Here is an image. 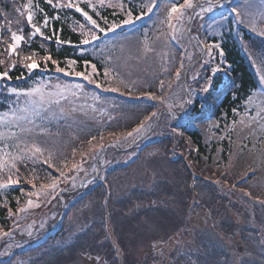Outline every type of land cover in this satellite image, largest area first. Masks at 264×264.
Returning <instances> with one entry per match:
<instances>
[{
  "label": "trees",
  "instance_id": "trees-1",
  "mask_svg": "<svg viewBox=\"0 0 264 264\" xmlns=\"http://www.w3.org/2000/svg\"><path fill=\"white\" fill-rule=\"evenodd\" d=\"M173 1L176 4L184 2V0ZM241 3H244V0L221 1V3L215 5V7H220L210 15V22L205 24L203 31L200 26L198 29L199 36L204 39L206 47L201 59L194 62L191 66V68L197 67L196 73L197 71L200 73L186 87L189 99L192 101V103L187 104V114L177 124L172 123L175 117L171 116L170 119H167L169 120L167 121V126H169L168 131L166 130L167 134L155 135V133L151 134V132L146 133V138L139 140V142L144 141V147L136 155L143 156L146 154L145 151L150 150L154 146L162 155L158 162L162 166L166 163L168 164L169 147L173 145L172 141L175 142L178 149H181V146L185 144L184 133L188 134L190 142L199 146L198 151L195 152L194 160L190 156L189 158L194 162L195 170L198 169L205 180L208 178L211 181L209 182L210 191L206 194L207 199L205 201L200 199L198 204L205 203L203 205L205 211L201 212L206 213L203 218L206 221L202 220L203 223L198 222L196 225L198 229L209 231L208 233L211 235L208 251L206 250L207 255L212 254L215 258L217 257L218 261H215L220 264H264V255L258 257L254 255L250 248L249 251L251 253L245 251V249L243 252H228L229 248L227 249L224 245V239L222 235L220 236L221 230L219 228L221 226L224 227L223 229L227 228L231 237L236 236L239 220L233 218L231 214L235 215L236 218H241L242 214L247 213L249 215V212L243 202L238 201V194H234L235 197H232L230 192L229 194L227 192H218V186L213 182L216 176L215 173L220 170H223L224 175L219 183L223 184L224 180L236 177V174L229 170V165L218 167L220 160L213 159V156L219 149L221 158L228 159L229 156H232L235 159L238 148L244 149L247 147L243 138L238 141L231 138L233 135L227 126L235 122L238 113L244 109L243 105L260 89L261 80L259 73L255 70V64L252 63L254 58L258 60L261 68L264 69V36L260 35V31L264 30V23L260 22L261 17L254 15V12L259 8L264 10V0H249L248 6L244 7L242 20L237 19L236 14L231 11L232 8L240 10L238 6ZM71 4L78 5L86 11L89 16L96 20L99 27L92 25L82 12L77 11L76 7L69 6V0H52V3H49L48 0H0V61H2L0 63V73L7 71L8 76L11 77L10 79L0 78V114L9 112L10 109L21 107L24 104V96L17 97L9 89L27 90L39 87L44 93L43 105L41 106L40 103L36 105V115L33 117L34 124L24 125L25 128L30 130L19 133L18 129L12 128V131L18 133V139L9 137L5 141L0 142V154L3 152L16 154L18 149L15 145L19 143L18 140L22 143H19L21 148L32 140L28 141L29 135L32 132L37 133L39 128L42 133L35 138L62 133L72 135L82 127L83 121L88 117L94 115L105 117L109 115L107 109L109 103L105 99L100 102L102 100L101 97L112 98V100L118 99L116 90H113L116 87H109L108 79L111 75L106 76L105 71L108 64L111 61H115L113 56L118 58L122 56L118 55L120 50L116 51V55H113L115 54L114 52L105 50L103 43L111 36L112 38L126 37L127 34H131L134 31L137 32L139 29L141 30L139 34H143L146 29H150L147 27V22L152 12L149 13L147 8L153 4V1L71 0ZM25 5H28V7L25 8ZM29 11L33 13L31 23L27 20ZM128 11L133 13L131 17L133 22L123 24L122 22L129 18L127 15ZM141 12L144 15L136 19ZM250 21H254L255 27ZM32 24H36L43 35L36 33ZM113 24L120 25V27L111 30ZM101 28L105 29V31H100ZM12 32L24 37L17 47L16 54H9L7 50L8 44L11 43ZM89 33L94 34L96 39H92V35ZM84 39H88L90 42L83 44L81 41ZM189 39L191 40V37ZM195 43L200 47L198 40H195ZM216 44H219L220 47L216 48ZM209 49L211 50L209 51ZM169 54L177 55L171 44H169L167 51H164L165 56H169ZM26 56H31L35 59L39 67L31 71L28 70L25 65L31 61L25 60L24 57ZM45 56H51L59 67L65 69V72L57 71V66L51 60L45 62L43 59ZM107 56L112 57L107 58ZM69 60L76 61L75 65L69 66ZM85 61L89 62L87 69L85 68ZM92 64L96 65L97 71L90 76L89 80L66 74L70 71L92 73ZM13 65L15 66L13 67ZM174 69L176 68L173 67L171 70L173 71ZM262 72L264 73V71ZM92 80L95 83L90 82ZM206 81H211L212 83V88L208 92L202 91L206 86ZM97 83H99V87ZM53 84H56V86L53 87ZM76 85L80 87L77 88L75 87ZM48 86L49 88H47ZM152 87L153 85L148 82L145 89L135 88L136 91L138 90L137 96L134 95L135 97H133L130 104L124 102L120 109L123 111H134L136 115L135 121L149 120L150 115L149 117L147 116L149 111L158 113L163 108V105L159 104L157 100L156 104H149L145 111L138 104V101L147 95L149 91H152V94H158L156 92L157 89L154 90ZM35 99L39 101V95ZM17 100H19V103H17ZM126 104L127 106H125ZM53 107H55L57 112L46 115L45 111L49 112ZM167 116V113L160 114V117L164 119ZM135 121L136 126L138 121ZM196 122L204 123L203 127L210 126V133L206 136L209 137L210 143L207 142L206 144L202 133L195 129L194 124ZM4 130L7 131L8 129ZM111 132L114 131L111 130ZM83 134L81 133V137H75L70 141V143L77 145L73 149L76 155L77 153H81L83 156L85 154L88 155L90 151L99 146V142L111 143L110 141H112L114 136L110 135V130L104 131L100 137L95 136L96 132ZM233 134L235 136L234 132ZM90 144H95V146L92 147ZM73 150L71 149V155L74 154L72 153ZM181 150L184 153L185 149L183 147ZM179 160L181 165H183L181 159ZM44 161L42 157L37 156L23 163H17L19 171L13 170L11 175L14 180L18 179L19 183L0 187V255L3 254L2 249L4 247H9L12 239L8 238V232L11 231V226L16 224L18 213L33 198V193H41L53 181L59 182L61 185L62 182L60 180L64 167H68L74 162L69 155L56 165L46 164ZM115 169V166L109 167V179L111 180L113 191L110 199L112 200L118 199V197L125 194V197L132 196L136 199H142L143 197H150L152 195L151 191L157 189L160 190L158 194L164 200L163 203L168 202L165 200L167 197L172 194L175 195L174 188L170 187L171 184L165 176L161 178V184L155 182L152 190L139 189L133 185V191L127 194V192L125 193L118 188L117 178L120 172H115ZM182 170L185 171L186 168L184 167ZM247 170L245 169L244 172ZM261 170L264 171V162L260 163V167L257 168L255 172L258 173L256 174L257 176L262 175ZM235 171L237 172V168ZM8 175L7 169L0 170V184L7 183ZM259 178H263V175ZM244 187H239L238 193H241ZM99 188L98 181L88 182L69 200L74 203L72 205L73 216L64 222L63 231L55 233V237H64V232L68 233L72 224L77 223L80 216H84L83 219L88 220L90 213H92L97 217V220H91L87 229L78 231L76 240L67 242L66 246L63 244L56 246V249L50 252L49 257L45 255L46 258H60L67 251H77L82 254H92V258H94L93 264H115L116 260L111 256L108 240L103 235L102 226H100L99 222L104 216L101 209V191H99ZM127 189L125 190L127 191ZM230 191L235 193V190ZM37 196L39 195L37 194ZM35 200L33 199V201ZM87 203H91L89 213L83 207ZM182 203L185 204V201ZM110 208L113 213L112 217L115 220L118 217V213L112 207ZM115 227L120 230L122 224H117ZM3 233H7V235H3ZM116 234L121 243V236L117 232ZM225 235L228 236L226 233ZM166 241H169V239L166 238ZM188 246H178L174 251L176 256L174 259L167 258V260L162 261L159 256L155 261L158 264H182L189 259L199 261L202 256L201 251H199L200 247L198 249L186 248L182 250V248ZM33 248L30 246H19L17 248L19 253L16 255L13 249L8 248L6 251H11V256L7 261H4L2 259L5 255H1L0 264H12L16 258L21 259L33 252ZM240 250L241 247L236 249V251ZM123 256L124 261H126L125 264H135V260H129L131 257L129 253H123Z\"/></svg>",
  "mask_w": 264,
  "mask_h": 264
},
{
  "label": "rangeland",
  "instance_id": "rangeland-1",
  "mask_svg": "<svg viewBox=\"0 0 264 264\" xmlns=\"http://www.w3.org/2000/svg\"><path fill=\"white\" fill-rule=\"evenodd\" d=\"M152 1L157 6L153 9L147 22V27L150 29H146L143 34H139L141 33L139 29L137 32L134 31L131 34H127L126 37L112 38L111 36L103 43L105 50L114 52L115 54L113 55H116V51L120 50L118 55L122 56L119 58L113 56L115 61H111L108 67L106 66L108 75H111L108 79L109 87H116V96L119 99L112 100V98L101 97L102 100L100 102L105 99L109 103L107 107L109 115L105 117L96 115L88 117L83 121L82 127L72 135L62 133L35 138L42 133L39 128L37 133L32 132L29 135L28 141L32 140L21 147V149H32L33 146H38L42 151L37 153V156L48 160L49 163L54 165L59 164L68 155L71 156L74 162L68 167H64L60 180L62 182L61 185L56 182L55 188L47 187L41 193L37 192L39 196L33 193V198L29 200L31 203L29 201L26 203V207L21 209L17 215L15 226H11V231L8 232V238L12 239L11 243L9 247L2 249L3 254L1 255H7L8 251L6 250L8 248L13 249L16 255L19 253L17 250L19 246L25 244L31 247L39 237L51 228L58 216L59 209L63 205L62 203H68L86 183L95 182L94 179L97 176L109 180L112 191V183L109 179L110 174L106 176L105 172L107 173L108 166H115V172H120L117 178L118 188L125 193L127 192V194L133 191V185L139 189L152 190L155 182L161 184L160 180L163 176L168 178L171 184L170 187L174 188L175 191V195L172 194L165 199L168 201L166 203H163L164 200L158 194L160 192L158 189L151 191L152 195L150 197H143L142 199H136L132 196H120L119 199L115 200L109 199L110 207L118 213V217L113 224H122L120 230L115 227L112 233L117 232L121 236V243L116 242L114 235H109L107 224L100 217L99 222L100 226H102V233L108 240L110 251L117 247V255L121 257L120 262H115V264L126 263V261H123V253L126 252L131 256L129 260H135V264H158L155 260L159 256L162 261L167 260V258L174 259L176 257L174 251L177 247L188 245L182 250L186 248L198 249L200 247L199 251H201L202 256L199 261L189 259L182 264H220L217 262V257L215 258L212 254L208 256L206 253L211 239L209 231L196 227L198 222L203 223L202 220L206 221L203 219L206 213L201 212L205 211L203 207L205 203L198 205V201L199 199H203L202 201L207 199L206 194L211 187L208 183L209 180H205L198 169L195 170L191 160L185 162V171L182 170L184 167L181 165L180 160L170 155H168V164L166 163L162 166L158 162L162 155L154 146L150 150L145 151L146 154L143 156L136 155L129 158L127 156L135 146L136 148L144 147V141L139 142V140L146 138V133L151 132V134L155 133V135L167 134L169 129V126H167V121L169 120L167 119H170L171 116L175 117L172 120L174 124H177L185 117L184 115L188 108V103H185V96L187 95L188 98L189 96L187 92L183 94L182 82L185 80V86L187 87L195 79L194 77L199 75L200 72L197 71L196 73L197 67L189 68V65L201 56L200 48L204 49L206 47L204 39L199 36L198 29L201 26L203 31L205 24L210 22V15L220 7H215V5L227 0H188L191 7H185L181 10L182 18L179 20L178 17H181V12L173 13L171 18H169L170 9L173 4H176L173 0ZM248 4L249 0H244V3L237 6L244 12V7L248 6ZM210 5L212 10L207 11ZM201 8L205 9V11L202 12ZM254 15L261 17L264 15V10L259 8L254 12ZM190 37L191 40L189 39ZM197 37L201 43H199L200 47L195 43ZM169 44L176 50L177 55H164V51H167ZM252 63L255 64V70L259 73L261 80L260 89L243 105L244 109L238 113L235 122L227 126L233 135L231 138L235 141L243 138L247 147L244 149L239 147L235 159L232 156H229L228 159L221 158L219 149H217L213 159L220 160L218 167L229 165V170L233 171L236 177L224 180L223 184L219 183L224 175L223 170H220L215 173L216 176L213 182L218 186V192H227V194L230 192L232 197H235L234 194H238V201L243 202L249 212V215L247 213L242 214L241 218H236L235 215L231 214L233 218L239 220V228H236L237 235H234L235 237L230 236L229 229H223L224 227L222 226L219 228L221 230L220 236L222 235L224 239V245L227 249L229 248L228 252H243L245 249V251L251 253L249 251L250 248L254 255L259 257L264 254V171L261 170L263 178H259L262 175L257 176L256 174L258 173H252L251 169L260 167V163L264 162V131L261 130V125L264 124V73H261V71H264V69L261 68L260 63L255 58ZM173 67L176 69L172 71ZM148 82L153 85L152 88L154 90L157 89L156 92L158 94H152V91H149L147 95L138 101V104L145 111L149 104L154 105L157 100L159 104L163 105L162 111L164 112L160 111L157 113L153 110L154 112L151 113L152 111H149L147 115L148 117L150 115L149 120H141L140 122L136 120L139 125L135 126V112L130 110L123 111L120 108L124 102L130 104L133 97H135L134 95L137 96L138 90L136 91L135 88L145 89ZM54 86L56 84H53ZM79 98L83 100L81 96ZM111 110H113L112 113ZM56 112L55 107L50 109L49 112L45 111L46 115ZM161 113H167V118L160 117ZM203 125L204 123H200V125L196 126V129L202 133L204 142L207 144V142L210 143L209 137H206L210 133V126L203 127ZM138 128H141V130L138 132L134 131ZM97 129L110 130V135L112 134L115 137L113 136L111 143L99 142V146L90 151L88 155L85 154L83 156L81 153L76 155L73 149L77 145L70 143V141L75 137H81V133L86 135L96 132L95 130ZM111 130L114 132H111ZM128 133H132V135L128 136ZM184 136L185 145L190 148L185 149L182 154L177 149L175 142L172 141L173 148L183 157L190 156L195 158L196 154L194 149H192L190 137ZM18 142L21 143L19 140ZM95 144L90 145L93 147ZM71 145L72 147H70ZM193 146L199 148L197 144ZM71 149L73 150L72 153H74L72 155ZM129 159L131 160L129 161ZM127 161H129L127 165L122 164ZM191 168H194L193 171L197 174V179H188L187 169ZM236 168L237 172L235 171ZM245 169L248 170L244 172ZM256 176L257 178H255ZM193 185H195L194 189H196L197 193L195 196L196 200L191 198L194 197ZM241 186H245L247 190H242L243 193H238L237 190ZM126 188H128L127 191L125 190ZM230 190H235V193ZM111 194H113V191ZM33 199L36 200L33 201ZM183 201H185V204H181ZM90 205L91 203H87V205L83 206L87 213L90 211ZM200 206L201 208H199ZM72 209L73 207L69 205L65 206L63 223L72 218ZM108 213L111 217V213ZM90 214L88 220L83 219L84 216H80L77 223L72 224L64 239L61 240L62 244L65 243L67 245V242L76 240L78 231L87 229L91 220H97L94 214ZM103 218H105V215ZM166 238L169 241L165 242ZM53 242L57 246L61 245L56 240L47 241L45 246L37 247V254L35 253L33 258H23L11 263H94L92 254H82L77 251H67L60 258L39 257V254L55 250L52 245ZM238 247H241L240 251H236Z\"/></svg>",
  "mask_w": 264,
  "mask_h": 264
},
{
  "label": "snow or ice",
  "instance_id": "snow-or-ice-1",
  "mask_svg": "<svg viewBox=\"0 0 264 264\" xmlns=\"http://www.w3.org/2000/svg\"><path fill=\"white\" fill-rule=\"evenodd\" d=\"M49 3H52V0H48ZM69 6L72 7H76L77 11H80L83 13V15L87 18V20H89L91 22L92 25L99 27V25L97 24L96 20H94L91 16H89V14L84 11L82 8H80L78 5H72L71 4V0H69ZM157 5L155 3H153L151 6H149L147 8V11L150 13L153 11V9L156 7ZM28 5H25V8H27ZM185 7H191V4H189L188 0H184V4H173L170 12H169V18H171V15L173 13H177V12H181V17H178V20L182 18V9H184ZM212 10V6L210 5L209 8L207 9V11H211ZM201 11H205V9L201 8ZM231 11L233 13L236 14L237 19H241L244 16V12L241 10H238L237 8H232ZM128 15V19H125L122 23L123 24H129L132 23V19L131 17L133 16V13L131 11H128L127 13ZM144 15L143 12H141L140 16L136 17V19L141 18ZM33 19V13L31 11L28 12L27 14V20L29 23L32 22ZM261 23H264V15L261 16ZM250 23L254 24V21H250ZM32 27L35 29L36 33H39L41 35H43V33L41 32L40 28L36 25V24H32ZM120 27V25L117 24H113L112 29L111 30H115V28ZM255 27V24H254ZM100 31H105V29L101 28ZM92 35V39H96V36L92 33H89ZM260 35L264 36V30L260 31ZM11 43L8 44V52L9 54H16L17 53V47L19 45V43L24 39L23 36L18 35L16 32H12L11 33ZM58 39V38H57ZM83 44H88L90 41L88 39H84L81 41ZM216 48H219L220 45L216 44L215 45ZM211 49H209L210 51ZM222 51H221V55H222ZM25 60L31 61L30 63H27L25 66L27 67L28 70H33L39 67V64L37 63V61L35 59H33L31 56H26L24 57ZM44 61L47 62L49 60L52 61L53 64H55L57 66V71L59 72H65L64 68L59 67L58 63L55 60H52L51 56H45ZM0 63H2V61H0ZM76 61L73 60H69L68 64L69 66L75 65ZM15 65H13L14 67ZM89 66V62L85 61V68L87 69V67ZM92 68V73H87L86 72H79V71H70L66 74L69 75H75L77 77H82L85 80H89L90 76L94 73H96L97 69H96V65L92 64L91 65ZM105 75L107 76V70L105 71ZM0 78H8L10 79L11 77L8 76V72L5 71L3 73H0ZM95 83L94 80L90 81ZM99 87V85H97ZM75 87L79 88V85H76ZM212 88V83L211 81H206V86L202 89V91L204 92H208L210 91ZM114 91L116 89H113ZM9 91L15 95H17V97H20L21 95L24 96V104L21 107L18 108H12L9 110V112L0 114V142L5 141L6 139H8L9 137L12 138H16L18 139V133L16 131H12V128H16L19 130V133H24L26 131H29L30 129H27L24 127L25 124H34V119L33 117L36 115V105L37 103H40V105H43L44 102V93L41 91V89L39 87H34V88H30L27 90H18L15 88L9 89ZM65 91H67V89H65ZM39 95L40 100L37 101L35 99V97ZM17 103H19V100H17ZM185 103H192L191 100L185 101ZM142 128V126H141ZM141 128H138L134 131H140ZM4 129H8L7 131H5ZM261 130L264 131V124L261 125ZM132 133H128V136H131ZM15 147H17L18 152L16 154H12L9 152H3L2 154H0V170H4L7 169L9 172V175L7 177V183L6 184H0V187H6L7 185L10 184H16L19 183V180H14L12 178L11 173L13 172V170H15L16 172L19 171V169L17 168V163H23L29 159H34L37 157V153H40L42 151V149H40L38 146H33L32 149H21L19 147V143H17L15 145ZM44 163H49L48 160H45ZM56 186V182L53 181V183L51 185H48L47 187L50 188H55ZM29 203H31V201H29ZM3 235H7V233H3Z\"/></svg>",
  "mask_w": 264,
  "mask_h": 264
}]
</instances>
